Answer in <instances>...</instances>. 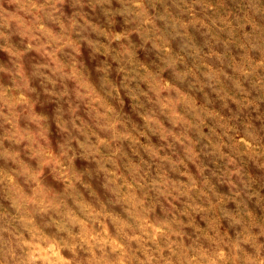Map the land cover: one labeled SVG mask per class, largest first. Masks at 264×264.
Here are the masks:
<instances>
[{"label": "clouds", "instance_id": "obj_1", "mask_svg": "<svg viewBox=\"0 0 264 264\" xmlns=\"http://www.w3.org/2000/svg\"><path fill=\"white\" fill-rule=\"evenodd\" d=\"M0 264H264V0H0Z\"/></svg>", "mask_w": 264, "mask_h": 264}]
</instances>
